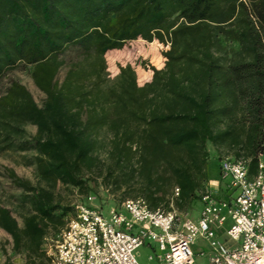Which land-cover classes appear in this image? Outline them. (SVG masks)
<instances>
[{"label": "trees", "instance_id": "obj_1", "mask_svg": "<svg viewBox=\"0 0 264 264\" xmlns=\"http://www.w3.org/2000/svg\"><path fill=\"white\" fill-rule=\"evenodd\" d=\"M138 39L169 43L164 67L144 63L151 71L138 79L120 65L110 78L107 53ZM223 41L236 47L224 50ZM19 66L45 94L40 106L11 81L0 99V154H35V184L10 172L24 192L23 225L0 207V227L26 264L51 263L47 237L75 212L62 189L84 192L96 177L136 186L152 208L183 210L209 187L199 179L207 145L249 160L252 174L264 154V0H0V79ZM21 123L36 135L19 139ZM106 129L113 139L103 159Z\"/></svg>", "mask_w": 264, "mask_h": 264}, {"label": "built area", "instance_id": "obj_2", "mask_svg": "<svg viewBox=\"0 0 264 264\" xmlns=\"http://www.w3.org/2000/svg\"><path fill=\"white\" fill-rule=\"evenodd\" d=\"M220 181L227 198L207 187L197 219L172 204L152 208L143 197L128 198L105 214L97 197L88 195L59 233L55 249L47 251L50 264H141L137 252L146 243L155 245L150 260L158 264H196L193 246L199 238L209 243L211 264H264V154L253 174L249 160L222 157ZM179 193L176 188L175 196ZM228 221L226 234L235 247L218 240L213 229Z\"/></svg>", "mask_w": 264, "mask_h": 264}, {"label": "rangeland", "instance_id": "obj_3", "mask_svg": "<svg viewBox=\"0 0 264 264\" xmlns=\"http://www.w3.org/2000/svg\"><path fill=\"white\" fill-rule=\"evenodd\" d=\"M222 45L225 47L224 50L227 49V51H233V47H236L230 41H223ZM168 49L169 43H162L157 39L152 42L144 39L127 42L123 49L113 50L107 53L106 57L109 77L113 79L119 74L120 65H132L137 72L138 79L139 73L141 71H151L147 68L152 65L158 68H163L166 61L165 57L163 56V52ZM144 63L147 66L146 69L143 66ZM65 72L66 67H63L59 77L62 78L65 75ZM151 79L152 73L151 77L147 81H138L140 85H144L150 82ZM11 81H18L23 84L31 92L35 101L40 106L43 104L45 100V94L38 89L33 81L29 69L25 68L24 66H19L16 69L10 70L2 79H0V99L6 95L7 88L9 87ZM0 112H2V109H0ZM21 127H23L25 130V134L24 137L19 139H30L37 133V128L30 123H21ZM112 139L113 132L110 129H106L102 132L100 136V143L102 145L101 154L103 159H106L108 153L112 149ZM132 147L133 150L137 152L138 146L133 144ZM207 151L209 156L199 179L201 185H207L213 188L216 191L217 197L223 199L225 190L220 181V158L224 156H233L234 152L228 150L224 146H214L212 144L207 145ZM34 158L35 154L33 151L17 152L10 150L0 154V207L8 208L21 226L23 225V210L21 209L20 203L24 192L12 180L10 177V172L14 171L20 178L31 181L33 184H35L37 182L38 176L36 166L31 162L34 160ZM139 168V164L136 163V169ZM133 171L134 168H131L130 166L126 167L123 171L124 180L128 178L130 179ZM138 172H134V175H138ZM122 187V189L110 186L106 187L100 179L93 177L88 184L87 190L84 192L76 188L62 189L64 204L68 205L69 207H75L76 209L77 205L85 201V197L87 195H94L97 197L96 205L103 207L105 209L104 213L108 214V208L120 206V204L125 199L142 197L137 194L136 186H130V190L126 188V185H123ZM171 204L179 212L189 214L192 219H197L201 213L202 205L199 199H192L191 201H188L186 207L183 210L178 209L174 202H171ZM72 215L73 213L68 216V219H70ZM230 225L231 221H228L224 227L213 225V229L221 237H228L226 234V229ZM60 232L50 231L44 246L47 251L50 249H55L56 240ZM193 249L196 256V264H211L209 255L211 248L207 242L198 239L197 244L193 246ZM140 251L141 257L139 262L142 264H152L147 257L149 250L147 248H141ZM201 251H203V253ZM7 262L10 264H26L27 253L25 250L16 251L14 249L12 237L0 227V264H6Z\"/></svg>", "mask_w": 264, "mask_h": 264}, {"label": "crops", "instance_id": "obj_4", "mask_svg": "<svg viewBox=\"0 0 264 264\" xmlns=\"http://www.w3.org/2000/svg\"><path fill=\"white\" fill-rule=\"evenodd\" d=\"M222 186H223V188H224V190H225V185L222 183ZM224 198H227V195H226V192L224 193ZM223 198V199H224ZM201 209H202V206H201ZM217 238H218V240H220L222 243H224V244H226L227 246H229V247H235V246H237L238 245V243L237 242H234V241H232L229 237H221L218 233H217ZM199 240H203L204 242H207V244L209 245V243H208V241L206 240V239H204V238H199ZM195 244H197V242L195 243ZM194 244V245H195ZM210 247V246H209ZM141 248H147L148 250H149V254H148V259L150 260V256L151 255H153L154 254V252H155V245L154 244H152V243H146L144 246H142ZM140 248V249H141ZM140 249L138 250V252H137V257H138V259H140V257H141V251H140ZM194 250V249H193ZM202 253H203V251H201ZM195 253V252H194ZM210 257H211V250H210ZM151 261V263L152 264H158V262L156 261V260H150ZM142 264V263H141Z\"/></svg>", "mask_w": 264, "mask_h": 264}]
</instances>
